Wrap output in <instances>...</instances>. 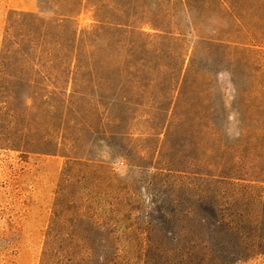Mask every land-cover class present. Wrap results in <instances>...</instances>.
<instances>
[{
  "label": "rangeland",
  "instance_id": "obj_1",
  "mask_svg": "<svg viewBox=\"0 0 264 264\" xmlns=\"http://www.w3.org/2000/svg\"><path fill=\"white\" fill-rule=\"evenodd\" d=\"M37 1L31 12L0 0V264H182L178 254L192 237L215 240L208 259L196 249L191 264H264L263 246L244 256L216 252L237 242L215 223L220 213L211 214L215 191L225 185L204 176L248 171L264 178V4L232 0L254 14L238 29L207 0H106L111 7L132 2L133 13H171L161 24L177 35L181 29L184 38L158 45L157 70L124 76L129 108L117 103L111 112L102 109L104 121L95 119L98 131L123 135L90 137L69 120L75 116L65 102L64 52L72 32L82 35L98 23V0ZM70 11L72 25L64 20ZM194 27L205 36L214 28L226 37L232 32L246 43L208 45ZM142 30L156 32L148 24ZM27 36L24 51L40 69L13 80L7 63L23 58L16 48ZM186 46L179 89L171 53ZM45 76L58 78L51 81L56 90L29 84L31 77L51 83ZM112 78L115 85L123 76ZM172 99L167 135L161 122ZM120 111L127 116L119 126ZM256 226L264 236V219Z\"/></svg>",
  "mask_w": 264,
  "mask_h": 264
},
{
  "label": "trees",
  "instance_id": "obj_2",
  "mask_svg": "<svg viewBox=\"0 0 264 264\" xmlns=\"http://www.w3.org/2000/svg\"><path fill=\"white\" fill-rule=\"evenodd\" d=\"M260 1L264 4V0ZM206 2L215 3L219 8L226 11L231 17L233 24L238 26V29L247 28L244 24L247 22L248 16L254 18V14L251 15L252 13H245V11L236 9L232 0H207ZM94 5L96 6L95 13L98 23L91 30H85L82 35H79L77 30H75L69 37L68 42H66V44L68 43V48L64 52V89L65 92L70 90V93L67 95L65 102L68 111L75 116L69 120L70 123L83 125L85 132L90 137L99 131V134L123 135V132L116 131V129L109 131H101L99 129L98 131L94 123L95 119L99 118L101 122L104 121L102 109L111 112L117 103H123L129 108L132 104V99L125 91L123 92L125 85L124 76L137 77L141 72L147 74L157 70L153 62L161 57L163 52L161 46L159 47L158 45L165 42L178 45L177 43L183 41L184 35L181 29H178L179 34L177 35L175 31L168 30L167 25L161 24L162 21L168 19V16L172 15L171 13L156 12L154 15H148L144 11H135L133 13L132 2L129 5L118 3L111 7V5H107L106 0H98ZM107 7L109 8L108 10ZM72 16L71 11L65 12V22L72 25ZM41 23L42 25L46 24L44 20ZM147 24L156 29V32L147 33L143 31L142 25ZM193 30L198 37L206 40L207 44L212 46L228 47L236 44V47H240L246 43L238 36L232 37L234 35L230 31L231 35L226 37L225 33L217 28H214L206 36L200 34V30L197 27H194ZM19 44L20 46L16 48V53H23V58L17 59L16 57L10 59L7 63L15 72L12 75L13 80H25L23 77L24 71H31V74H34V71H39L40 69L39 63L24 51L30 48H28V45H30L29 36ZM189 47L186 46L179 52L171 53L172 57L175 58V66H173L174 77L176 74L179 75L177 83L179 89L183 83V67L188 56ZM114 75L123 76V79L121 78V81L115 85L112 78ZM45 77L49 82L56 78ZM31 78L29 84L36 89L44 86L45 88L53 87L56 90L58 87L55 82L43 83L37 81V77ZM173 102L174 100L172 99L164 112V118L161 122V132L166 130L165 133L167 135L170 131L169 126L173 123V120L169 119ZM175 113L176 109L174 108L173 114ZM114 116L115 124L120 126L126 123L124 121L127 115L122 113V111ZM151 118V116L150 118L148 117V119ZM29 130L31 131L30 127L26 129L27 135H29ZM29 139L31 140V138ZM29 139L24 142L29 144L28 142H31ZM30 144H33V141ZM41 150L50 152L56 149L42 148ZM70 157L82 159V156ZM170 170L174 169L170 168ZM248 174V171H246L244 173L246 176H236L234 174L221 175L219 178L215 174H204V176L206 175L205 178L211 177L213 181H217V184L225 185V188L215 191V197L219 204L211 205V214L216 218V215L218 216L217 212L220 213V216L215 219V223L219 224L221 231L226 234L231 231L237 242L235 247L233 245L232 250L227 248L223 251V249L219 248L216 252L220 253L221 256H226V254L232 252L233 254L244 256L249 254L247 253L248 251L251 253L259 246L264 248V236L259 234L256 226L261 219H264V178L260 179L257 175ZM221 195H223L224 203L220 204L221 200H219V197ZM204 221H207V218ZM209 223L212 222L210 221ZM255 231L258 232L257 235ZM221 239H219L220 241L216 240L217 247L224 246V242ZM213 240H215V237L190 238L182 252L180 251L178 254L180 256L178 261H181L182 264H191L193 262L192 255L196 253V249H200L204 254H209L210 249H213ZM207 254H205L206 260L208 259Z\"/></svg>",
  "mask_w": 264,
  "mask_h": 264
},
{
  "label": "crops",
  "instance_id": "obj_3",
  "mask_svg": "<svg viewBox=\"0 0 264 264\" xmlns=\"http://www.w3.org/2000/svg\"><path fill=\"white\" fill-rule=\"evenodd\" d=\"M8 7L15 10L37 11V0H8Z\"/></svg>",
  "mask_w": 264,
  "mask_h": 264
}]
</instances>
